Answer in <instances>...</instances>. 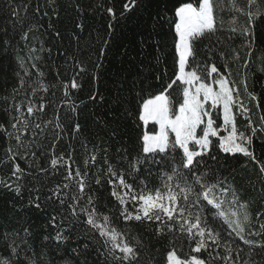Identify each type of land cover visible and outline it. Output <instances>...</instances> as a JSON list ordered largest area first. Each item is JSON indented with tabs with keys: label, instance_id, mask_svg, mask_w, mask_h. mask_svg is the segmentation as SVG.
<instances>
[{
	"label": "trees",
	"instance_id": "16d2710c",
	"mask_svg": "<svg viewBox=\"0 0 264 264\" xmlns=\"http://www.w3.org/2000/svg\"><path fill=\"white\" fill-rule=\"evenodd\" d=\"M124 2L125 0H56L55 5L50 7L49 0H11V6L18 8L23 7L25 3L29 5V11L27 13L21 11V17L25 15L31 17L36 7H39L41 14L48 13L47 16H37L31 21L37 30L30 33L29 39L25 41L19 36L20 24H17L16 34L12 37V23L15 18L9 13V0H0V40L12 37L7 52L0 48V125L11 131L10 126L15 115L11 106L27 99L23 89L13 98V88L19 83V77L16 75L20 71L18 58L24 59L26 68L31 72L27 80L41 79L43 83L49 85L47 93L40 91L32 97L37 103L40 102L41 96L44 97L46 109L43 113L37 114L44 120L55 121L57 105L64 99L61 81L70 83L78 71L73 67L77 61L82 63L87 72L80 73L76 77L82 86L79 90L69 89L72 98L79 103L80 100H86L89 92L93 90L100 92L104 97L96 103L87 101V106L82 105L78 116L73 115L71 119L65 117L63 109L59 110L64 133L62 138L56 141L54 154L56 156L63 154L65 161L57 169L50 167V158L53 154V137L50 131L41 138L43 155L35 144L32 146L37 157L35 166L30 167L31 158H16V162L26 172L35 174L38 167H46L49 171L47 174L37 175L35 179L31 175L24 176L22 183L26 187L22 188L19 196L0 185V232L8 234L9 240H15L20 249L27 248V252L21 251V258L26 259L35 253L41 264H112L105 259L102 242L98 238L92 239L93 233L86 232L88 226L80 222L84 220L83 216L68 233L70 239L62 245H57L55 240L49 243L44 239L45 236L54 237L57 231L48 222L53 214L52 207L37 210L29 206V198L35 193H30L28 189L39 187L41 202H44V198L50 195L48 189L64 182L67 165L70 164L73 173L77 169L81 173L87 172L86 192L96 196L98 211L109 215L112 225L127 232L130 241L132 237H137L142 242L140 264H166L167 252L173 248L181 258L186 259L195 255L208 264H220L219 261L211 260L207 251L192 253L185 237L176 235L173 244L170 243L173 233L157 236L156 225L153 223L130 221L125 224L122 219H117L120 205L112 197V188L108 184L109 164L115 165L124 149L135 152L143 135L153 134L157 128L152 123L144 125L138 120V116L124 114V107L128 106H118L114 97L122 95L131 99V107L135 109L142 103L139 99L141 81L147 89L143 93L144 99L163 91L160 81L154 77L161 76L165 83L174 79L172 61L175 32L170 22L174 21L175 9L184 3L198 6V0H139V7L126 14V18H121L119 14L123 10ZM258 2L261 11H264V0ZM238 3L245 5L247 0H238ZM225 4L227 5V0ZM53 7L58 15H53ZM109 7L116 12L115 19L109 17L106 12ZM255 7L254 5L253 8ZM233 15L234 13L227 9L221 12L219 7L217 8L219 29L217 35L222 43H218L215 38L211 41L204 40L199 46V56L205 62L216 64L221 74L239 84L241 98L249 109L248 116L259 128L261 117H264V22L254 27L249 48L247 39H243L238 33L232 34L228 31L227 21ZM220 17L225 21L223 27L219 24ZM245 20L244 16H238L236 26L244 24ZM110 21L116 25L111 30L114 34H109L107 26ZM78 24L82 25V28H78ZM23 27L26 30L27 23ZM106 39L110 41V46L105 47L106 55L97 61V54ZM207 46L214 51H209ZM30 49H35V52ZM35 57L39 59L36 60ZM209 57H211L210 61ZM245 61H247L246 66ZM32 63L37 64L39 70L44 73L43 77L36 76V70L31 67ZM96 63H101L103 67L98 72V79L92 81L91 75ZM225 66L228 70H225ZM241 80H246L247 93L244 85L240 84ZM149 84H154L156 87L148 88ZM52 85L56 86L52 87ZM121 89L123 92L120 91ZM169 92L172 104L176 107L177 100H182L181 92L175 85ZM27 93L30 94L31 89H28ZM251 96L255 99H251ZM23 110L25 109L22 108ZM77 118L82 131L73 134L71 129ZM222 122V119L218 120V123L222 124ZM236 124L239 131L251 135L248 119L239 112L236 114ZM30 133L31 129L25 135L26 141L31 139ZM172 139L174 140V136ZM15 143L14 139L9 140L3 132H0V161L5 160L7 149L13 147ZM251 147L257 160L264 163V133L258 132L253 137ZM92 155L96 156L94 163L90 159ZM213 155L217 156V160H208L207 163L214 173L226 177L239 193L240 200L248 204L253 219L252 228L258 231L259 223H264V216L259 222L255 219L257 213H264V174L260 172L259 164L241 154L231 156L220 153L218 148L213 150ZM86 160L87 164H85ZM11 171V162H0V180L11 182ZM97 178L101 180L99 185L96 184ZM156 186L158 182L155 180L149 184L150 188ZM126 207L129 211L133 210L130 204ZM214 211L215 209L209 206L205 215L213 227L221 229L222 238L228 239L227 226L222 221L212 220L210 213ZM57 223L59 224L60 221L58 220ZM62 227H67V223ZM25 228L29 229L30 236L25 237ZM247 238L264 240V235ZM25 239L27 245L21 243ZM85 244L88 246L87 249L84 247ZM244 247L247 250V246ZM74 248L79 249V255L73 252ZM217 251L223 252L222 249ZM252 259L258 264H264V249L256 248Z\"/></svg>",
	"mask_w": 264,
	"mask_h": 264
},
{
	"label": "snow or ice",
	"instance_id": "6c2138e0",
	"mask_svg": "<svg viewBox=\"0 0 264 264\" xmlns=\"http://www.w3.org/2000/svg\"><path fill=\"white\" fill-rule=\"evenodd\" d=\"M55 3L56 0H49L48 6L52 7ZM9 4V13L15 18L12 23V37L16 34L17 24H20V39L27 41L30 33L37 30L31 21L37 16H47L48 13L41 14L39 7H36L31 17L27 15L21 17V11L27 13L29 5L25 3L23 7L18 8L11 6V0ZM254 5L255 8H253ZM137 7H139V0H125L120 17L126 18V14L133 12ZM218 7L221 12L227 9L234 13L227 21L228 31L232 34L238 33L243 39H247L249 41L247 46L250 48L254 27L264 22V11H261L258 0H247L245 5H240L238 0H227V5L225 0H198V6L184 3L177 7L174 12V21L170 22L175 32L172 61L174 79L165 83L161 76H155L154 79L160 81L163 91L150 95L147 99L143 97L147 89L141 81L139 99L142 103L135 109L131 107V99L122 95L114 97L118 106H128L124 107V114L138 116V120L144 125L151 122L158 126L159 131L153 135L144 134L135 152L122 150L116 164H109L108 184L112 188V197L120 205L117 219H122L125 224L130 221L153 223L156 225L157 236L173 233V239L170 241L173 244L176 235L185 237L191 246L192 253L207 251L210 259L214 262L219 261L220 264H258L252 259V255L256 248L264 249V240H251L247 237L264 235V223H259L258 231L252 228L253 219L248 204L240 200L239 193L227 178L214 173L207 163L208 160H217L213 150L218 148L220 153L231 156L241 154L250 158L259 164L260 172L264 174V163L257 160L251 147L253 137L258 132L264 133V117H261L260 127L257 128L248 116L249 109L243 103L239 84L221 74L216 64L205 62L199 56V46L204 40L211 41L215 38L218 43H222L217 35ZM106 12L112 19L116 18L113 8H107ZM53 15H58L54 7ZM238 16L246 18L245 23L239 27L236 26ZM25 23H27L26 30L23 27ZM219 24L221 27L224 26L223 17H220ZM115 26L111 21L109 22L107 26L109 34H114L111 30ZM77 27L82 28V25L78 24ZM12 37L0 40V48H3L5 52L8 51L9 40ZM231 38L230 36L229 39ZM103 44L104 46L97 54V61L106 55L105 47L110 46V41L106 39ZM207 47L209 51H214L210 46ZM30 51L35 52V49ZM220 55L223 58L222 52ZM34 59L38 60L39 57ZM210 59L211 57L208 58L209 61ZM17 64L20 68V71L16 73L19 83L13 88V98L23 89L27 99L11 106L15 112L10 126L11 131L4 125H0V132H3L9 140L14 139L16 142L13 147L7 149L5 160L0 161L11 162V182L0 180V185L19 196L22 188L26 187L22 183L24 176L31 175L35 179L39 174H47L49 169L38 167L35 174L26 172L16 162V158H31L30 167L35 166L37 157L32 146L35 144L43 155L41 138L50 131L53 137L50 167L57 169L65 161L63 154L60 156L54 154L56 141L61 139L64 133L59 110L63 109L65 117L71 119L73 115L78 116L82 105L87 106V101L96 103L104 97L100 92L93 90L89 92L86 100H80L79 103L72 98L69 89L79 90L82 86L76 77L80 73L87 72L82 63L77 61L73 67L78 71L70 83L61 81L64 99L57 105L55 121L44 120L42 116L37 115L46 109L44 97H40L39 103L33 101L32 97L40 91L47 93L49 85L43 83L41 79L31 81L26 79L31 76V72L26 68L23 58H18ZM246 65L247 61H245ZM31 67L36 70L37 77H43L44 73L39 70L36 63H32ZM102 67L101 63L94 65L92 81L98 79V72ZM225 70H228L227 66ZM240 84L244 85L245 93H247L246 80H241ZM174 85L182 95V100H177L176 107L172 104L169 92ZM55 86L52 85V87ZM153 87L156 85H148V88ZM28 89H31L30 94L27 93ZM120 91L123 92V89ZM251 99L255 97L251 96ZM22 108L25 110L22 111ZM237 112L248 119L251 135L238 130ZM220 119L223 121L222 124L218 123ZM29 129H31V139L26 141L25 135ZM71 131L73 134L82 131L78 118L74 121ZM68 159L70 160L71 157L69 156ZM90 159L94 163L96 156L92 155ZM87 163L86 160L85 164ZM66 170L64 182L49 188L50 195L44 198V202H41L39 187L28 189L30 193H35L29 198L30 207L37 210L52 207L53 214L48 222L57 231L54 237L45 236L44 239L49 243L55 240L57 245L64 244L70 239L68 233L72 226L83 216L84 220L80 222L88 226L86 232L93 233L92 239L98 238L102 242L106 261L112 264H140L142 242L137 237H132L130 241L127 232L112 225L109 215L98 211L96 196L86 192L87 172L81 173L77 169L73 173L70 164L67 165ZM153 180L158 182V186L150 188L149 184ZM100 183L101 180L97 178L96 184ZM129 204L132 206V211L126 207ZM209 206L215 209L210 213L212 220L222 221L227 226L228 239H223L221 229L213 227L209 222L205 215ZM262 216L264 213H257L256 221L259 222ZM65 223L67 227H62ZM24 233L25 237L31 235L27 228L24 229ZM21 243L27 245V239ZM244 246H247V250ZM84 247L87 249V244ZM218 249H222L223 252L217 251ZM21 251L27 252V248L20 249L15 240H9L8 234L0 232V264H41L35 253L24 259L20 256ZM73 252L79 255L78 248H74ZM166 264H208V262L195 255L186 259L181 258L177 250L173 248L167 252Z\"/></svg>",
	"mask_w": 264,
	"mask_h": 264
},
{
	"label": "rangeland",
	"instance_id": "374dc122",
	"mask_svg": "<svg viewBox=\"0 0 264 264\" xmlns=\"http://www.w3.org/2000/svg\"><path fill=\"white\" fill-rule=\"evenodd\" d=\"M222 123H223V122H222ZM149 124H151V122H149ZM149 124H148V125H149ZM156 128H157V129H156V132H158V131H159V128H158L157 125H156ZM156 132H155V133H156ZM155 133H153V134H155ZM145 134L153 135L152 133H145ZM222 134H226V133H222Z\"/></svg>",
	"mask_w": 264,
	"mask_h": 264
}]
</instances>
